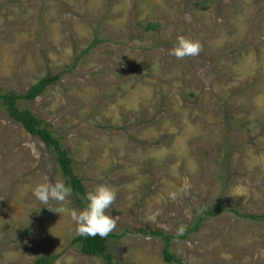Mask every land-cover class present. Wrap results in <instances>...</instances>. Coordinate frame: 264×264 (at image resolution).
Here are the masks:
<instances>
[{"label":"rangeland","instance_id":"374dc122","mask_svg":"<svg viewBox=\"0 0 264 264\" xmlns=\"http://www.w3.org/2000/svg\"><path fill=\"white\" fill-rule=\"evenodd\" d=\"M179 36L201 53L169 55ZM46 76L59 78L18 107L86 193L115 190L113 264H167L151 233L200 219L169 247L183 264H264V0H0V94ZM48 181L66 184L53 150L0 102V264H106L73 243L84 198L71 190L61 215L34 198Z\"/></svg>","mask_w":264,"mask_h":264},{"label":"trees","instance_id":"16d2710c","mask_svg":"<svg viewBox=\"0 0 264 264\" xmlns=\"http://www.w3.org/2000/svg\"><path fill=\"white\" fill-rule=\"evenodd\" d=\"M156 26L149 25L148 30H154ZM91 48L88 49V51ZM59 77L46 76L41 81L32 86L23 95L15 94H0V102L5 108L8 116L15 122L19 123L24 130L32 135L38 137L43 142L46 148L52 149L56 156V161L62 175L66 178V184L71 188L75 196L84 198L86 190L82 185L81 180L74 174L72 168V160L66 150H64L58 139L53 138L52 133L49 131V126L42 120L38 119L30 110L19 109L18 102L20 100L33 101L38 96L43 94L48 86L58 80ZM78 202H80L78 200ZM216 210L220 211V202L216 205ZM207 216H212V213H207ZM202 219L199 220L197 225L186 232L182 237H170L163 234L161 231L152 232L151 235L155 237H161L165 243L163 249V260L167 264H183V262L177 259L173 254L170 253L169 247L173 239H185L189 233L198 230L199 224ZM111 235L109 234L105 238L97 237H80L77 236L73 243L77 244L79 251L89 257H99L106 261V264H113V258L107 253V246ZM52 257H43L35 260L34 264H52Z\"/></svg>","mask_w":264,"mask_h":264},{"label":"clouds","instance_id":"9594fccd","mask_svg":"<svg viewBox=\"0 0 264 264\" xmlns=\"http://www.w3.org/2000/svg\"><path fill=\"white\" fill-rule=\"evenodd\" d=\"M186 19L190 20V17H186ZM201 51L202 45L199 41L179 36L174 46L169 50V55L177 59H184L196 57ZM70 192L71 188L63 181H48L35 187L33 196L44 205H47L49 201H56L59 206L55 209H48L61 215L68 211L64 204ZM84 200L85 204L82 209L70 211L71 219L76 225V234L80 237H107L115 229L118 220V217L108 214L110 206L116 200L115 190L107 184H101L92 191H88Z\"/></svg>","mask_w":264,"mask_h":264}]
</instances>
